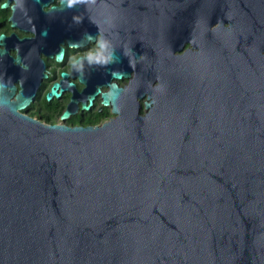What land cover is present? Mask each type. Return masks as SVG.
I'll use <instances>...</instances> for the list:
<instances>
[{
  "label": "water",
  "instance_id": "1",
  "mask_svg": "<svg viewBox=\"0 0 264 264\" xmlns=\"http://www.w3.org/2000/svg\"><path fill=\"white\" fill-rule=\"evenodd\" d=\"M114 1L148 110L67 126L1 98L0 264H264V55L175 54L226 0Z\"/></svg>",
  "mask_w": 264,
  "mask_h": 264
},
{
  "label": "flooded vegetation",
  "instance_id": "2",
  "mask_svg": "<svg viewBox=\"0 0 264 264\" xmlns=\"http://www.w3.org/2000/svg\"><path fill=\"white\" fill-rule=\"evenodd\" d=\"M52 3L54 0H25L32 24L19 10L10 13L7 3L0 5V34L6 35L3 38L6 50L0 55V82L4 80L12 86L0 83V100L16 95L15 85L23 81L20 98L14 103H25L18 110L44 123L100 125L119 115L114 110L115 106L121 110V103L137 100L142 113H146L147 102L152 96L148 91L143 92L144 89L137 92L132 87L137 81L141 83L138 65L146 64L147 50L137 49L131 15L123 16L114 0H98V7L89 13L83 5L46 12L45 6ZM105 7L115 15V27L108 34L115 45L117 59L107 66L86 69L81 78L85 86L81 87L74 82L79 74L66 71L67 62L71 55L82 52L88 46L83 39L85 33L95 37L99 26L101 29L107 27L100 14ZM74 14H83L79 24L73 22ZM212 14L205 16L196 10L193 23H183L175 54L184 56L192 52L204 68L210 58L206 53L209 56L216 53L217 44L222 45L226 59H237L244 53L264 55V0H226L223 15L215 17ZM89 15L99 26L90 20ZM45 30L47 35H42ZM72 43L82 44L73 48ZM17 46L21 60L29 65L27 71L17 65L11 55ZM63 49V54L56 56ZM124 51H128L132 58V66ZM54 61L57 63L54 64ZM113 72L122 75L114 77ZM158 83L159 79L155 78L154 85ZM104 87L110 92L101 95L100 89ZM65 112L68 116L64 118L62 115Z\"/></svg>",
  "mask_w": 264,
  "mask_h": 264
},
{
  "label": "clouds",
  "instance_id": "3",
  "mask_svg": "<svg viewBox=\"0 0 264 264\" xmlns=\"http://www.w3.org/2000/svg\"><path fill=\"white\" fill-rule=\"evenodd\" d=\"M102 2V0H101ZM7 3L9 7L10 13H16L17 10H19L26 18L27 22L29 24H32V18L28 16L27 9L25 7V0H0V5H3ZM78 5L85 6L87 12L89 13L92 9H95L98 7V0H54V3L48 4L45 6L46 12H52L56 8H73ZM101 16L103 19V23L107 26L104 29H101L99 24L92 19V17L89 15V18L91 21H93L96 25L99 26V32L98 34L93 37L91 34L85 33L84 40L88 42V46L80 53L73 54L69 57L67 62V68L66 71L69 74H72L74 71L79 74L77 79L74 81L77 84H80L81 87H84L85 84L82 81V77L86 73V69L92 68L93 66L97 67H103L107 66L114 61H116L117 57L114 55L115 52V45L110 38V35L108 34L112 28L115 27V15L106 7L101 10ZM72 20L74 23L79 24L83 20V14H74L72 17ZM32 31L35 32V26L32 25ZM42 35H47L46 30L42 33ZM5 34H0V55L4 53L5 45L3 43V38L5 37ZM82 43H72L71 45L73 48L78 47ZM64 52V49L56 56L62 55ZM125 56L129 58V63L132 66V58L129 57L128 51L123 52ZM11 55L14 57V62L19 65L23 70L27 71L29 65L27 63H24L23 60H21L19 56V46H17L16 49H14L11 52ZM54 64L57 62L54 61ZM122 75L119 72H113V76ZM122 83H127L128 81H121ZM4 86L11 87L8 83H6L4 80L2 82ZM23 81H20L16 83L15 89H16V95L9 96L7 102H14L16 99L20 98V92H21V85ZM109 88H101L100 94L104 95L106 93H109ZM2 106V105H0Z\"/></svg>",
  "mask_w": 264,
  "mask_h": 264
}]
</instances>
